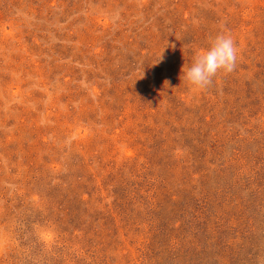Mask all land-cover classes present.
Returning a JSON list of instances; mask_svg holds the SVG:
<instances>
[{"label":"rangeland","instance_id":"rangeland-1","mask_svg":"<svg viewBox=\"0 0 264 264\" xmlns=\"http://www.w3.org/2000/svg\"><path fill=\"white\" fill-rule=\"evenodd\" d=\"M0 264H264V0H0Z\"/></svg>","mask_w":264,"mask_h":264},{"label":"clouds","instance_id":"clouds-1","mask_svg":"<svg viewBox=\"0 0 264 264\" xmlns=\"http://www.w3.org/2000/svg\"><path fill=\"white\" fill-rule=\"evenodd\" d=\"M238 55V46L231 34H218L207 48L194 53L190 65L183 69L184 80L193 88H207L219 72L235 70Z\"/></svg>","mask_w":264,"mask_h":264}]
</instances>
